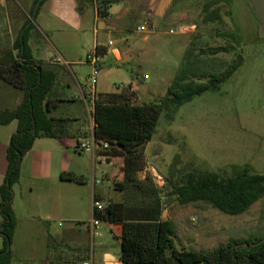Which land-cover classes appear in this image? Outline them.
<instances>
[{
    "label": "rangeland",
    "instance_id": "374dc122",
    "mask_svg": "<svg viewBox=\"0 0 264 264\" xmlns=\"http://www.w3.org/2000/svg\"><path fill=\"white\" fill-rule=\"evenodd\" d=\"M35 1L0 0V52L12 49L23 25L30 24L28 35L35 44L34 56L38 57L39 51L60 63L47 69L56 76L50 94L63 99L47 116L66 119L67 129L73 133L86 129L83 138L88 137L93 122L88 113L91 105L83 95L89 90L87 84L94 71L86 63V56L93 50L94 30H98L99 43L107 44L111 40L113 44L108 48L129 51L121 63L107 56L105 63L97 65L95 95L124 92L135 83L137 93L133 103L158 102L187 57L194 62L193 78L206 81L213 73L230 70L238 56H242L239 67L219 90L194 97L177 110L172 120L167 119L164 111L160 113L144 149L145 169L138 178L144 180L149 176L157 187L163 188L162 202L166 214L174 221V242L178 249H194L199 243L198 248L209 252L231 238H236L242 246L255 238L264 239V195L241 215H228L203 201L186 205L170 201L165 188L167 179L176 180L189 170L230 172L231 166L249 165L254 172L264 174V15L255 14L250 0H218L210 6L208 3L213 0H154L153 3L124 0L126 6L130 2L125 18L115 9L111 18L97 17L90 0H75L83 10L77 14L78 26L70 19L57 17L47 0L41 4ZM259 1L263 8L264 0ZM164 2L168 3L166 7ZM157 5L165 9L158 10L151 22L149 12ZM151 23L152 31L137 30L138 26ZM183 25L193 30L183 34L168 32ZM12 52L17 56V50ZM61 57L85 64L64 63ZM23 95L20 88L0 79V111L14 109ZM16 127V121L0 126V139H6ZM62 141L73 143L74 138L65 137ZM73 146L67 162L82 167L89 184L92 175L99 180L95 186L102 192L103 203L119 199L121 193L114 189L119 181L112 176L116 164H108L97 152L93 155ZM119 162L122 159L115 161L117 171ZM24 168L20 183L12 186L18 218L9 246V264H89L90 246L72 251L66 242L42 234L43 229L47 231L52 226L58 234L67 222L62 218L55 222L38 219L39 212L32 201L38 200L44 207L47 201L41 194V184L30 180L26 165ZM46 212L44 208L42 213ZM212 227L215 234L207 236ZM99 231L109 241L105 249L119 257L120 245L116 239L106 227ZM98 252L95 248V258Z\"/></svg>",
    "mask_w": 264,
    "mask_h": 264
},
{
    "label": "trees",
    "instance_id": "16d2710c",
    "mask_svg": "<svg viewBox=\"0 0 264 264\" xmlns=\"http://www.w3.org/2000/svg\"><path fill=\"white\" fill-rule=\"evenodd\" d=\"M43 1L39 0V4ZM115 1H103L97 7V14L105 16L108 5ZM29 29L30 24L26 26L25 23L13 48L0 52V79L24 93L14 109L0 111V126L17 122L16 131L11 134L6 147L7 167L0 185V236L3 241L0 264L10 262L9 246L16 225L12 186L19 179L22 158L36 138L60 137L68 127L66 119L47 116L61 100L50 94L56 82L55 73L31 55L27 42ZM13 50H17V56ZM95 51L105 54L106 48L96 46ZM241 61L239 55L230 70L213 73L206 81H196L192 70L194 62L187 57L158 102L133 104L130 85L124 92L95 95L92 134L97 142L107 144V148L99 149L97 154L106 159L120 157L123 180L114 184V189L122 192V201L108 202L104 208H96L93 216L98 221L121 225L119 258L123 264H264V239L261 238H255L246 246L231 238L209 252L178 249L174 242L173 222L161 218L163 188L157 187L149 176L144 180L138 178V173L145 169L144 149L160 113L164 111L167 119L172 120L177 110L194 97L219 90ZM60 179L83 182L81 175L72 172H62ZM165 188L170 201L180 205L203 201L224 214L239 215L264 195V174L254 172L249 165L231 166L230 172L225 169L189 170L176 180L167 179Z\"/></svg>",
    "mask_w": 264,
    "mask_h": 264
},
{
    "label": "crops",
    "instance_id": "0c3cea01",
    "mask_svg": "<svg viewBox=\"0 0 264 264\" xmlns=\"http://www.w3.org/2000/svg\"><path fill=\"white\" fill-rule=\"evenodd\" d=\"M50 4L51 11L55 12V14L60 16L61 18L65 19L66 21L70 19L71 23L74 26H78V20L80 19L77 14L78 12L82 13V8L78 7V3L76 4L75 0H47ZM103 1L106 0H90L89 2L92 3L93 9L95 10L96 16L101 18H111L114 12L113 9L118 11V14L122 17H127L130 8L125 5L124 0H117L108 5L106 9L105 16H99L97 14V7ZM154 0H150L153 3ZM249 2V0H248ZM251 4L254 6L252 8L255 9L257 13L255 14H262L264 15V7H260L259 0H250ZM168 3L164 2L163 6H167ZM126 6V7H125ZM129 8V9H128ZM165 8L159 9V5L152 7L149 15L151 17V21L154 19L158 10H163ZM77 12V13H76ZM263 28V24L261 26ZM118 28V27H115ZM94 44L93 50L96 46H103L107 49L106 54L103 56L100 65L105 63V58L107 56L112 57L115 62L121 63L123 62L124 58L129 54V51L125 48H108L107 44L99 43L98 42V30H94ZM31 55L33 59L39 61L43 64L45 68H49L52 65L60 64L58 59H48L46 56L41 54L39 51L37 52V56H34L35 44L32 40V37L28 35L27 39ZM256 55V53H254ZM254 55V57H255ZM62 56V55H61ZM64 63L72 62L74 63H83L81 61H67L63 57H61ZM91 66V65H90ZM93 67V66H92ZM131 89L133 90V96L131 98V102L135 100V90H137V85L134 83L130 85ZM115 93H119L116 92ZM62 100V97L54 96ZM84 99V95H83ZM133 104H141V103H133ZM93 124V122H92ZM86 129H82L73 133V131L67 129L63 132L60 137L57 138H48V137H38L34 140V143L31 149L24 155L22 161L20 163V170H19V179L16 183H20L25 168L24 165L27 167L28 178L30 180L37 181L41 184V194L43 197L46 198L47 205L44 207L39 203L37 200L36 202L32 201L34 207H36L37 211L39 212L37 217L39 220L46 219L54 220L57 218H62L67 222V225L62 229V231L56 234L53 231V226L51 228H47V231L43 229L42 234H47V237L50 239H58L60 242H66V246L71 249L72 251H78L81 247L90 246V257H89V264H122L119 257L112 255L107 249L108 246V239L105 234L100 232L103 227H106L110 234L116 239V242L120 245L121 243V225L115 223H109L104 221L97 220V228L91 225L92 221H95L93 213L94 210L104 208L108 202H120L122 201V192L119 191L120 197L116 201L108 199L105 203H103V195L100 190H96L95 184L98 183L99 180H95L94 175H92L91 184H89L86 179L84 178L85 170L82 167H74L70 165L69 160L70 152L72 145L74 149L79 150L76 147L77 141L82 139L86 136ZM14 133V132H13ZM12 134V133H11ZM10 135L6 137V139H0V185L3 182L5 173H6V158H5V151L8 144V138L10 139ZM65 137H73L74 142L70 141V143H64L62 140ZM95 155V154H93ZM105 158V157H104ZM106 159V158H105ZM117 159H121L120 157H109L107 160L108 164H116L113 166L114 170L112 176L114 179H117L119 182L123 180V163L119 162V170L117 171ZM112 164V165H113ZM62 172H72L76 175H81L83 177L82 183H75L71 181H64L60 179V174ZM139 174V173H138ZM116 190V189H115ZM97 200L100 204L99 207L93 206V201ZM44 208H47L46 213H42ZM12 209L16 220L14 235L16 233L17 228V215L18 210L14 203V198L12 199ZM241 215V214H240ZM162 219H169L173 222L166 214V211L163 210L161 214ZM175 226V224H174ZM214 227V226H213ZM210 228L207 232V236L214 235L216 229ZM97 232V235L94 234ZM96 238V240H95ZM214 238V237H212ZM201 244L196 243L194 246V250L203 251L198 247ZM95 248L98 249L97 258H95L94 252ZM101 252V253H100ZM205 252V251H203ZM120 253V252H119ZM57 255V254H56Z\"/></svg>",
    "mask_w": 264,
    "mask_h": 264
},
{
    "label": "built area",
    "instance_id": "2783aa9c",
    "mask_svg": "<svg viewBox=\"0 0 264 264\" xmlns=\"http://www.w3.org/2000/svg\"><path fill=\"white\" fill-rule=\"evenodd\" d=\"M152 27H153L152 23L146 24V25H140L137 27V30L141 32H150L152 31ZM191 30H193V27H188L186 25H183V26L178 27L177 29H169L168 32L170 34H175V33L183 34ZM112 44L113 42L109 40L107 43V46H110ZM106 52H107V49H106ZM105 54L97 53L94 49L86 56V63L94 67V71L90 75L89 83L87 84V87L89 88V90L87 91V93L84 94V100H88L91 105V108L88 109V113L90 117H92V114H93V105H94V97H95L94 85L96 82V67L101 62ZM92 129H93V126L91 130L89 131L87 138H82L77 141L76 147L79 150L89 151V152H92V154H95V152H97L99 149H106L107 144L97 142L92 134ZM93 206L99 207L100 204L97 200H94ZM91 225L97 228V220L92 221ZM94 234L97 235V232H94Z\"/></svg>",
    "mask_w": 264,
    "mask_h": 264
}]
</instances>
